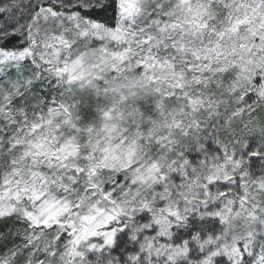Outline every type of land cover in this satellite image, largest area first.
Instances as JSON below:
<instances>
[{
	"label": "snow or ice",
	"instance_id": "snow-or-ice-1",
	"mask_svg": "<svg viewBox=\"0 0 264 264\" xmlns=\"http://www.w3.org/2000/svg\"><path fill=\"white\" fill-rule=\"evenodd\" d=\"M153 7L0 0V264H264V0Z\"/></svg>",
	"mask_w": 264,
	"mask_h": 264
},
{
	"label": "clouds",
	"instance_id": "clouds-1",
	"mask_svg": "<svg viewBox=\"0 0 264 264\" xmlns=\"http://www.w3.org/2000/svg\"><path fill=\"white\" fill-rule=\"evenodd\" d=\"M175 0H143L144 7L147 12H156L158 11L157 8L153 7V5H165L169 6L174 4ZM146 106L151 105V100L145 102ZM154 145H148L146 151L151 152Z\"/></svg>",
	"mask_w": 264,
	"mask_h": 264
},
{
	"label": "rangeland",
	"instance_id": "rangeland-1",
	"mask_svg": "<svg viewBox=\"0 0 264 264\" xmlns=\"http://www.w3.org/2000/svg\"><path fill=\"white\" fill-rule=\"evenodd\" d=\"M8 227H10L9 224L4 223V222H0V231H6L8 229Z\"/></svg>",
	"mask_w": 264,
	"mask_h": 264
},
{
	"label": "trees",
	"instance_id": "trees-1",
	"mask_svg": "<svg viewBox=\"0 0 264 264\" xmlns=\"http://www.w3.org/2000/svg\"><path fill=\"white\" fill-rule=\"evenodd\" d=\"M3 231V230H2Z\"/></svg>",
	"mask_w": 264,
	"mask_h": 264
}]
</instances>
